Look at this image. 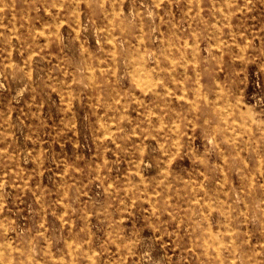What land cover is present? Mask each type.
<instances>
[{
    "label": "rangeland",
    "instance_id": "374dc122",
    "mask_svg": "<svg viewBox=\"0 0 264 264\" xmlns=\"http://www.w3.org/2000/svg\"><path fill=\"white\" fill-rule=\"evenodd\" d=\"M0 264H264V0H0Z\"/></svg>",
    "mask_w": 264,
    "mask_h": 264
}]
</instances>
